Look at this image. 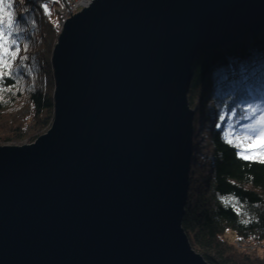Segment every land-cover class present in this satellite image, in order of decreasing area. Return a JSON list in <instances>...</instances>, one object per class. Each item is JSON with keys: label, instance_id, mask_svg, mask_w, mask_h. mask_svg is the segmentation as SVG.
Here are the masks:
<instances>
[{"label": "water", "instance_id": "95a60500", "mask_svg": "<svg viewBox=\"0 0 264 264\" xmlns=\"http://www.w3.org/2000/svg\"><path fill=\"white\" fill-rule=\"evenodd\" d=\"M264 29V0H91L61 29L55 113L0 146V264H209L183 228L198 55Z\"/></svg>", "mask_w": 264, "mask_h": 264}, {"label": "trees", "instance_id": "16d2710c", "mask_svg": "<svg viewBox=\"0 0 264 264\" xmlns=\"http://www.w3.org/2000/svg\"><path fill=\"white\" fill-rule=\"evenodd\" d=\"M63 1L12 0L9 8L6 0L5 23L0 27L7 33L11 14L15 24L8 40L16 43L9 53L16 55H6L7 66L0 68V73H7L0 78V146L24 140L32 144L53 124L52 56L62 20L53 12L52 3ZM193 71L188 98L195 112L194 139L197 115L214 101L215 158L207 175L205 167L195 161L193 143L183 228L192 248L209 264H264V253L252 260L226 237L231 231L240 237L264 240V157L244 159L259 150L245 148L232 133L235 126L247 122L243 117L253 116L249 106L264 102V29L198 55ZM192 175L199 176L195 179Z\"/></svg>", "mask_w": 264, "mask_h": 264}, {"label": "rangeland", "instance_id": "374dc122", "mask_svg": "<svg viewBox=\"0 0 264 264\" xmlns=\"http://www.w3.org/2000/svg\"><path fill=\"white\" fill-rule=\"evenodd\" d=\"M65 1L66 2L63 1L60 5L58 2H54V4L52 3L53 12L56 13V15H58V17L60 15L61 18L60 17L59 18L62 20L61 24L59 25L60 30L62 29L63 24H64V16L60 13V11L63 8V6L67 2H70L71 0H65ZM82 10L83 9H81L79 12H81ZM23 104H24V107H26L25 105L27 103H23ZM204 107L202 108V112L199 113L197 115V118H196V121H197L196 122L197 123V129L196 130H197L198 134H197V139L196 138H195L196 140L194 139V145H195L194 147H195V161L196 162L198 161L199 164H201L205 167V169L207 170L206 173L208 175L210 173V170L212 167V162L215 158V156H214V144H213V139H212L213 138L212 127H213V123L215 120L216 104L214 101H209L208 105L206 104ZM257 107L260 109V111L256 112V114L252 116L253 118L250 117V115H249L248 116V117H250L249 119H244L247 122L235 126L233 128L234 131L232 132L234 135H236V137L239 140H241L243 146L247 149H250V150H252V148H250L249 145L257 143V141L261 139V136L259 133H253L251 135H246V129L244 126L248 125V124H252L254 121H256L260 117L261 113L264 112V102H260L259 105L258 104L253 105L252 108H257ZM28 144H31V143H29L27 140H24V141L16 143V144H13V142H12V143H8L6 145H8V146H23V145H28ZM2 146H5V145H2ZM253 150H256V149H253ZM198 176L199 175H192V178L196 179V178H198ZM226 237L230 242L234 243V245H235L236 240L238 239V236L234 232H231V231L227 232ZM254 245H257V243H255ZM236 249H237V247H236ZM237 251L239 253L243 254L242 251H240L238 249H237ZM195 252H197V251L195 250ZM263 253H264V250H260V255L257 258H253V259L251 258V259L252 260L259 259L260 257L263 256L262 255Z\"/></svg>", "mask_w": 264, "mask_h": 264}, {"label": "snow or ice", "instance_id": "6c2138e0", "mask_svg": "<svg viewBox=\"0 0 264 264\" xmlns=\"http://www.w3.org/2000/svg\"><path fill=\"white\" fill-rule=\"evenodd\" d=\"M6 3V0H0V25H3L5 23V16H4V5ZM8 7L11 8L12 6V0H7ZM47 10V7H46ZM15 24V20L11 16V14L7 17V27L8 31L5 32L3 27H0V68L7 66V61L4 59L6 55L10 56L11 58H14L16 55V52L9 53V48L11 45H14L16 43L15 40H8V36L11 35V31L13 30V25ZM17 52L19 49L16 50ZM7 73H0V78H2L3 75H6ZM248 111L251 112L253 115L256 114V112L260 111V109L252 108L249 106ZM244 119H249L250 117H243ZM223 119V117L221 118ZM231 127V126H229ZM246 129V135H251L253 133H259L261 136V139L257 141L255 144H250L249 147L252 149H258L259 151L254 153L253 156H243L244 159H251V158H259L264 157V112L261 113L260 117L254 121L252 124H248L244 126ZM229 143H232V140H229ZM264 162V160H262Z\"/></svg>", "mask_w": 264, "mask_h": 264}, {"label": "built area", "instance_id": "2783aa9c", "mask_svg": "<svg viewBox=\"0 0 264 264\" xmlns=\"http://www.w3.org/2000/svg\"><path fill=\"white\" fill-rule=\"evenodd\" d=\"M90 3L91 0H71L70 2H67L60 11V13L64 16V23L70 17L77 14L81 9L88 7ZM255 243H257V245H254ZM235 247L242 251L244 256L253 259L260 255V250H264V240H258L255 236H238V239L235 242Z\"/></svg>", "mask_w": 264, "mask_h": 264}, {"label": "bare ground", "instance_id": "6f19581e", "mask_svg": "<svg viewBox=\"0 0 264 264\" xmlns=\"http://www.w3.org/2000/svg\"><path fill=\"white\" fill-rule=\"evenodd\" d=\"M196 139H197V136H196ZM195 149V148H194Z\"/></svg>", "mask_w": 264, "mask_h": 264}]
</instances>
